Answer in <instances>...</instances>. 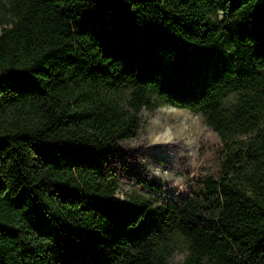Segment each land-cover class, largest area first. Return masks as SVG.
<instances>
[{
    "label": "trees",
    "instance_id": "trees-1",
    "mask_svg": "<svg viewBox=\"0 0 264 264\" xmlns=\"http://www.w3.org/2000/svg\"><path fill=\"white\" fill-rule=\"evenodd\" d=\"M160 102L216 174L114 199L106 157ZM0 264H264V0H0Z\"/></svg>",
    "mask_w": 264,
    "mask_h": 264
},
{
    "label": "rangeland",
    "instance_id": "rangeland-1",
    "mask_svg": "<svg viewBox=\"0 0 264 264\" xmlns=\"http://www.w3.org/2000/svg\"><path fill=\"white\" fill-rule=\"evenodd\" d=\"M138 117L135 135L118 141L106 157L105 168L117 184L114 199L130 192L152 201L182 197L196 190L203 176L216 174L219 139L199 113L160 102L142 107ZM185 253L180 244L168 261L179 262Z\"/></svg>",
    "mask_w": 264,
    "mask_h": 264
}]
</instances>
